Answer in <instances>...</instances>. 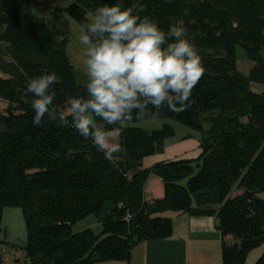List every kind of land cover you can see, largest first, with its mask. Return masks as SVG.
Instances as JSON below:
<instances>
[{"label": "trees", "instance_id": "obj_1", "mask_svg": "<svg viewBox=\"0 0 264 264\" xmlns=\"http://www.w3.org/2000/svg\"><path fill=\"white\" fill-rule=\"evenodd\" d=\"M33 1L0 0V99L7 102L0 108V232L3 210L19 208L24 264L128 261L137 243L171 234L170 218L161 215L167 211L214 215L221 235L237 240L222 242L223 264H245L264 242V0H69L54 9L51 27L31 12ZM117 2L143 5L138 14L164 31L182 21L202 57L207 71L192 90L191 106L177 114L162 105L155 117L142 118H168L194 131L183 135L198 141L194 159L143 167V158L162 152L173 136L169 123L153 130L129 125L118 137L126 151L114 163L71 127L47 116L32 123L30 79L56 74L52 107L87 96L88 80H77L65 50L68 18L80 26L89 20L87 8L94 13ZM237 48L252 62L246 76L237 70ZM252 82L263 90H250ZM151 175L163 185L160 198L144 195ZM108 203L114 209L104 220ZM90 215L101 225L98 233L72 231ZM253 264H264V253Z\"/></svg>", "mask_w": 264, "mask_h": 264}, {"label": "clouds", "instance_id": "obj_2", "mask_svg": "<svg viewBox=\"0 0 264 264\" xmlns=\"http://www.w3.org/2000/svg\"><path fill=\"white\" fill-rule=\"evenodd\" d=\"M141 11L139 3L122 8L117 2L89 13L79 36L86 46L87 96L52 107L56 74L28 80L34 125L47 116L61 127H71L84 139L91 138L104 159L114 163L116 154L126 151L117 138L134 118L155 117L162 105L177 114L191 106L192 90L207 71L198 49L182 21L164 31L154 19L141 17Z\"/></svg>", "mask_w": 264, "mask_h": 264}, {"label": "crops", "instance_id": "obj_3", "mask_svg": "<svg viewBox=\"0 0 264 264\" xmlns=\"http://www.w3.org/2000/svg\"><path fill=\"white\" fill-rule=\"evenodd\" d=\"M199 153L197 139L190 136L184 138V141H175L172 145L165 146L160 153L145 156L142 165L150 167L162 161L194 159ZM160 182L158 177L149 176L144 187L146 198L163 196L164 188ZM6 209L3 210L1 223L10 221L9 230L17 228L21 230V234L15 237L9 235L7 225H3L5 232L2 226L0 264H24L26 229L23 214L21 211L20 216L16 210ZM161 215L171 220L172 229L168 237L137 243L132 247L128 261H99L97 264H223V236L216 227L214 215H191L172 211L163 212ZM90 226H99L95 218Z\"/></svg>", "mask_w": 264, "mask_h": 264}, {"label": "rangeland", "instance_id": "obj_4", "mask_svg": "<svg viewBox=\"0 0 264 264\" xmlns=\"http://www.w3.org/2000/svg\"><path fill=\"white\" fill-rule=\"evenodd\" d=\"M71 1L69 0H34L31 4V12L39 17H41L45 24L49 27H51L54 23V9L61 8L64 9L65 7L68 6V4ZM64 12V11H62ZM89 13H93L92 10L87 8V18L90 19ZM68 26H69V31H68V36H67V41L65 43V50L67 52V55L69 57V60L71 64L74 66V68L79 72L80 76L78 75L77 80L81 82H85L88 80L87 73H86V68L84 65V60L86 59L84 55L85 51V45H82L79 41V36H80V26L78 25L77 21L74 18H68ZM236 65H237V70L242 74V75H248L249 69L252 66V62L246 57L244 54L243 50L241 48H237L236 51ZM0 77L2 75L0 74ZM250 90L253 92H261L263 90V86L259 83H250ZM7 105L6 100L0 99V108L3 109ZM164 123H169L173 130L174 134L167 140L166 146L172 145L175 141H184V136L187 133H193L195 134L194 131H192L190 128L181 125L179 123H176L172 121L171 119L168 118H147V119H142L138 122L131 123L129 125H134L141 127L146 130H153V129H158L160 128ZM118 140V138H117ZM188 140V139H187ZM236 188H233V190L229 193L228 197H233L235 193ZM6 210H16L17 214L21 215V210L19 208H10ZM7 216V215H6ZM12 216V215H10ZM17 216V215H16ZM94 217L92 215L86 217L85 219L76 222L73 227L72 231L73 232H79L83 229L86 228H92L94 226H90L91 223L93 222ZM2 226L7 225V233L9 235H13L14 237L17 235L21 234V230L19 231L17 228L16 229H10L9 230V225L10 221H3L1 223ZM99 225V224H98ZM3 226V232L4 230ZM21 226V225H20ZM94 232L98 233L101 230V225L98 227L93 228ZM4 234V233H3ZM223 241L226 246H233L236 243V239L231 233H225L223 236ZM264 253V242L260 244L259 246L253 248L249 254L247 255V259L245 261V264H253L254 261L261 256Z\"/></svg>", "mask_w": 264, "mask_h": 264}, {"label": "water", "instance_id": "obj_5", "mask_svg": "<svg viewBox=\"0 0 264 264\" xmlns=\"http://www.w3.org/2000/svg\"><path fill=\"white\" fill-rule=\"evenodd\" d=\"M114 209L113 205L108 203L104 206L102 212H101V217L104 219V220H107L109 219L110 217V212Z\"/></svg>", "mask_w": 264, "mask_h": 264}]
</instances>
